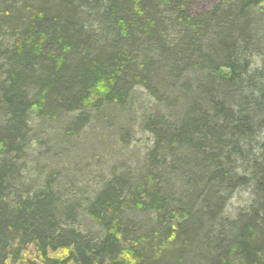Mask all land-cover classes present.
Masks as SVG:
<instances>
[{
	"label": "trees",
	"instance_id": "trees-1",
	"mask_svg": "<svg viewBox=\"0 0 264 264\" xmlns=\"http://www.w3.org/2000/svg\"><path fill=\"white\" fill-rule=\"evenodd\" d=\"M193 1L0 0V264H264V0ZM114 107L151 145L75 183Z\"/></svg>",
	"mask_w": 264,
	"mask_h": 264
},
{
	"label": "rangeland",
	"instance_id": "rangeland-1",
	"mask_svg": "<svg viewBox=\"0 0 264 264\" xmlns=\"http://www.w3.org/2000/svg\"><path fill=\"white\" fill-rule=\"evenodd\" d=\"M216 1L194 0L192 11L194 14L206 11ZM103 119L93 122L71 145L73 147L63 173L75 183L80 178L79 182L86 185L112 168L123 169L126 160L132 158L129 163L134 162L135 156L151 145V136L141 130L138 121L129 118L125 111L110 108ZM22 254L27 259L35 260L32 245L27 246Z\"/></svg>",
	"mask_w": 264,
	"mask_h": 264
}]
</instances>
